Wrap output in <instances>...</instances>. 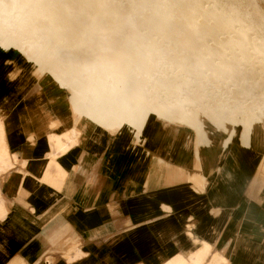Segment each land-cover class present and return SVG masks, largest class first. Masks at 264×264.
<instances>
[{"label":"crops","instance_id":"obj_1","mask_svg":"<svg viewBox=\"0 0 264 264\" xmlns=\"http://www.w3.org/2000/svg\"><path fill=\"white\" fill-rule=\"evenodd\" d=\"M31 72L14 80L0 65V107L17 159L2 185L0 264H166L206 242L208 262L221 255L227 264H264V210L245 196L257 148L232 138L219 171L202 181L186 153L189 130L171 132L139 104L121 110L118 129L104 118L52 157L50 135L71 131L84 110L47 105ZM192 171L199 180L190 181Z\"/></svg>","mask_w":264,"mask_h":264},{"label":"bare ground","instance_id":"obj_2","mask_svg":"<svg viewBox=\"0 0 264 264\" xmlns=\"http://www.w3.org/2000/svg\"><path fill=\"white\" fill-rule=\"evenodd\" d=\"M260 2L0 0V38L11 52L4 65L14 80L34 65L39 82L55 88L72 109L84 110L74 114L71 131L50 135L52 157L104 118L106 128L118 129L126 115L121 110L142 104L171 132L189 130L186 153L193 154L190 167L201 172L202 181L219 171L232 138L257 148L258 168L245 196L264 210ZM7 117L0 107V196L3 174L17 165L8 153ZM49 122L58 127L57 120ZM189 173L191 182L199 180ZM212 246L203 243L190 264H227L215 254L208 262Z\"/></svg>","mask_w":264,"mask_h":264},{"label":"rangeland","instance_id":"obj_3","mask_svg":"<svg viewBox=\"0 0 264 264\" xmlns=\"http://www.w3.org/2000/svg\"><path fill=\"white\" fill-rule=\"evenodd\" d=\"M260 3H261L260 5H261L262 9L264 10V2H260ZM10 55H11V52L9 51V45L0 38V65H4L5 62L10 58ZM32 66H34V65H31V67L28 68V70H26V72L29 71V70H32L31 73H32L33 77L36 79V89H37V91L41 92V94H42L41 99L47 105H50V106H60L61 105V106L70 107L69 103L65 102V97L62 94H59L55 90V88H53L51 85L47 84V82H39L38 81L36 76L33 74V70L34 69H33ZM25 73L20 75V77L18 79H20ZM116 128H117V126L112 127V129H116ZM52 129H56V128H52ZM8 153L10 154L9 149H8ZM10 160L12 162L14 161V162L17 163V159L16 158H12L11 155H10ZM0 166H4V165L1 164ZM16 167H17V165L14 166V169ZM5 168L6 167H3V169H5ZM11 171H7L6 170L5 173L3 174V176H2V185H3V183H4L5 179H6V174L8 172H11ZM7 213H8V208H7V204H6V199H5V197H4L3 193H2V190H1V196H0V221L5 219V217L7 216ZM187 256L188 255L186 253H181V254L177 255L175 258L171 259L166 264H190L192 262V259L189 256L188 257ZM71 260L72 259H70L69 261H71Z\"/></svg>","mask_w":264,"mask_h":264}]
</instances>
